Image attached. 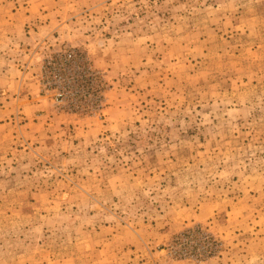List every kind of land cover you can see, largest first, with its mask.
<instances>
[{"label": "rangeland", "instance_id": "rangeland-1", "mask_svg": "<svg viewBox=\"0 0 264 264\" xmlns=\"http://www.w3.org/2000/svg\"><path fill=\"white\" fill-rule=\"evenodd\" d=\"M0 264H264V0H0Z\"/></svg>", "mask_w": 264, "mask_h": 264}]
</instances>
